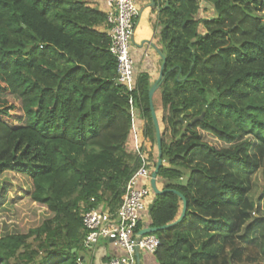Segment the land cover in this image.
<instances>
[{"label":"trees","instance_id":"trees-1","mask_svg":"<svg viewBox=\"0 0 264 264\" xmlns=\"http://www.w3.org/2000/svg\"><path fill=\"white\" fill-rule=\"evenodd\" d=\"M201 1L165 0L158 11L165 65L153 104L158 96L157 183L166 192L154 196L150 226L177 219L174 191L186 214L154 234V256L158 264H235L255 234L261 264L264 213L248 193L264 161V0H208L213 19L198 18ZM103 25L105 13L87 0H0V176L23 178L11 201L29 200L46 216L0 236V264L81 259L80 209L115 212L140 166L126 150L129 97L156 148L149 77L139 75L132 93L116 84Z\"/></svg>","mask_w":264,"mask_h":264},{"label":"built area","instance_id":"built-area-1","mask_svg":"<svg viewBox=\"0 0 264 264\" xmlns=\"http://www.w3.org/2000/svg\"><path fill=\"white\" fill-rule=\"evenodd\" d=\"M105 6L109 51L117 63L116 84L132 93L136 90L134 63L130 52L137 17L135 0H105ZM128 103L130 131L127 141L140 166L127 182L121 204L115 212H110L101 204L80 209V217L86 230L83 242L86 250H93L100 241L106 240L125 252V257L111 258L107 264H135L136 250L154 255L160 244L154 234H139V224L147 219L148 206L154 199L150 179L155 160L144 149L137 127L139 111L132 97H129ZM90 203H95V200L91 198ZM77 264H82V261L78 260Z\"/></svg>","mask_w":264,"mask_h":264},{"label":"crops","instance_id":"crops-1","mask_svg":"<svg viewBox=\"0 0 264 264\" xmlns=\"http://www.w3.org/2000/svg\"><path fill=\"white\" fill-rule=\"evenodd\" d=\"M87 1L91 7L105 13V0ZM164 2L165 0H135L137 17L135 20V28L130 43V52L134 63V74L135 78H137L141 74H146L149 77V83L151 86L157 81L162 64V59L159 55V53L162 54L161 46L158 44V35L160 31V26L158 25V11L161 4H164V7L167 6V4H165ZM198 18H215V10L208 0H202L199 3ZM99 29L101 31H106V25L101 26ZM199 33H204V29L202 26L199 27ZM154 109L161 129V108H156L154 105ZM145 124L146 122L139 112L137 118V127L141 135L144 149L149 152L150 156L153 157V160H157V149L144 136ZM126 150L132 153L129 141H127L126 143ZM157 185L159 189L163 188V185L161 186L158 183ZM148 227H150V220L149 216L147 215V219L139 224L138 229L141 231L144 228L146 229ZM87 255L89 256V258L82 256V264H97V255H100L102 257L103 263L107 264L111 258L125 257V252L116 247L112 242L102 240L98 243L97 246H95L93 250H88ZM134 261L135 264H158L154 255L141 250H138V253L134 255Z\"/></svg>","mask_w":264,"mask_h":264},{"label":"rangeland","instance_id":"rangeland-1","mask_svg":"<svg viewBox=\"0 0 264 264\" xmlns=\"http://www.w3.org/2000/svg\"><path fill=\"white\" fill-rule=\"evenodd\" d=\"M154 105L156 108H161V101L158 96L154 99ZM24 183L25 180L17 175L8 173L0 176V194L3 186H12L11 190L7 189L4 192L3 197L0 195V235L24 232L29 227L37 226L46 217L43 209L33 205L29 200L19 199L20 201H14V203L11 201L15 192L20 191L19 187H24ZM159 184L163 185L160 182ZM151 195L154 197L153 193ZM248 198L255 204L261 200V210L264 213V161L262 167L251 178V189L248 193ZM252 214L254 215L255 213L253 212ZM242 245L244 249L241 250L240 260L235 262V264H241L243 262L241 259L243 258H252L254 259L252 264H260L258 258H261L257 252L258 242L255 234H253L250 241ZM228 250H226V253H228ZM87 253L88 250H85L81 255L89 258ZM228 254L230 259L234 258L230 251ZM261 264H264V260Z\"/></svg>","mask_w":264,"mask_h":264},{"label":"water","instance_id":"water-1","mask_svg":"<svg viewBox=\"0 0 264 264\" xmlns=\"http://www.w3.org/2000/svg\"><path fill=\"white\" fill-rule=\"evenodd\" d=\"M159 55L162 59V64H161L160 71H159V77H158L157 81L151 86L149 93H148L149 109H150L154 129H155L156 149H157L156 165H155V168L151 174V179H150V187H151V190H152L154 196H158V195H161V194L166 192V190L159 189L158 185H157V174H158L160 167L162 166V150H161L160 126H159L158 118H157V115H156V112L154 109V105H153V96H154V93L158 89V83L162 78L163 69H164V65H165L164 56L161 53H159ZM198 120H202V117L194 119L193 122L198 121ZM185 182H186V180L182 181L183 184ZM174 193L177 194L182 201L181 212H180L179 216L177 217V219L174 222L167 224V225H164V226H161V227H151L150 226L146 229H143V230L139 231L140 235L155 234L159 231L169 229V228L175 226L176 224H178L180 221H182V219L185 217V214H186V200L178 192L174 191ZM153 206H154V200H152V202L148 206V216L150 215V212H151ZM73 252H75V251H73ZM137 253H138V250H136L135 254H137ZM80 261H83L82 257H81ZM96 263L97 264H104L102 261V257L100 255L96 256Z\"/></svg>","mask_w":264,"mask_h":264}]
</instances>
